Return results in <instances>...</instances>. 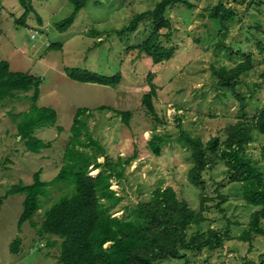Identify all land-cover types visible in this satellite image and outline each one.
I'll list each match as a JSON object with an SVG mask.
<instances>
[{"label":"rangeland","instance_id":"1","mask_svg":"<svg viewBox=\"0 0 264 264\" xmlns=\"http://www.w3.org/2000/svg\"><path fill=\"white\" fill-rule=\"evenodd\" d=\"M159 1L89 0L74 24L60 31L57 25L74 12L69 0H32L35 12L24 24L17 23L24 14L20 1L0 0V62H8L13 72L41 78L36 106L52 108L58 117L56 126L35 132L52 147L33 154L17 136L12 116L23 115L34 106V91L0 99V264H59L61 241L52 246L56 237L40 234L30 221L20 226L25 195L9 191L20 183L31 185L38 171L45 182L57 177L64 166L72 137L70 130L80 109L88 111L80 117L85 129L81 141L89 145L91 137L103 148L105 157L93 147H78L81 153L99 157V163H104L106 157L114 161L135 157L126 167L123 180H112L111 189L123 199L113 211L115 217H123L127 209L149 201L158 188L172 187L180 200L188 202L195 211L200 208V194L215 199L209 202L214 206L221 202L218 196L222 193L229 197L222 206L226 213L212 209L201 229L223 231L229 227L232 239L215 251L188 252L191 264H264V237L256 236L250 242L240 240L255 209L243 201L239 187L229 182L225 165L217 162L208 170L204 175L206 188L200 191L189 181L191 152L176 140L179 124L205 143L226 137L227 129L241 115L240 103L232 91L218 87L212 71L233 68L244 62L247 55L252 58L253 69L241 78L237 89L249 99L248 116L253 117L264 108V51L258 48L260 42L264 43V0L243 5L235 0H190L192 9L182 5L169 9L166 16L171 29L162 31V41L165 47L175 49V55L172 60L155 65L151 57L133 48L147 39L151 22H145L133 34L120 35L117 31L137 14L154 9ZM219 4L237 12L236 21L226 31L210 18V10ZM34 32L40 34L32 40ZM50 44H59L60 50L48 49ZM68 68L107 77L120 74L122 82L117 87L80 83L68 76ZM150 74L158 88L154 106L159 120L143 106V97L150 91ZM114 110L132 112L130 126ZM57 127L63 131L59 132ZM155 134L172 139L162 148L161 156L154 155L148 146ZM254 135L248 155L264 172V136ZM99 172L93 166L90 168L91 176ZM69 194L67 185L50 187L33 221L40 225L50 207ZM15 242L18 249L13 252Z\"/></svg>","mask_w":264,"mask_h":264},{"label":"trees","instance_id":"2","mask_svg":"<svg viewBox=\"0 0 264 264\" xmlns=\"http://www.w3.org/2000/svg\"><path fill=\"white\" fill-rule=\"evenodd\" d=\"M19 1L24 14L17 23L24 24L35 9L32 0ZM88 1L69 0L74 12L57 25L58 29L68 30ZM235 2L240 5L259 4L257 0ZM177 5L193 8L190 0H160L154 9L137 14L129 24L117 32L120 35L133 34L142 24L151 22L152 28L147 39L133 48L151 57L155 65L168 62L174 58L175 49L164 46L162 31L171 29V21L166 15L169 9ZM210 18L218 21L226 31L227 26L236 21L237 12L233 7L219 4L210 10ZM52 48L60 50V45L50 44L48 49ZM258 48L264 51V43L260 42ZM252 69V58L247 55L244 62L233 68L220 67L212 71L218 87L232 91L240 103L241 115L238 121L227 129L224 139L215 137L205 143L201 138L192 137L185 132L180 124V134L176 139L191 152L193 167L189 172V181L196 188L205 190L204 175L217 162H221L226 167L225 174L229 182L239 187L243 201L255 209L249 226L240 238L243 242H250L256 236L264 237V172L248 155L250 146L255 142L254 133L264 136V108L255 116H248L246 108L249 99L237 89L242 84L241 78ZM67 74L72 80L80 83L117 87L122 82L120 74L107 77L73 68H68ZM153 79V74H150V91L143 97V106L151 116L159 120L154 106L158 88ZM41 83V78L13 72L8 62H0L1 100L15 98L17 93L34 91L31 99L34 106L23 115L12 116L17 125V136L24 142L28 152L33 154H39L42 150L52 147V143L38 138L35 132L40 128L56 126L58 120L56 110L36 106ZM87 112V109H80L76 114L70 130L72 137L67 144L64 166L57 177L51 182H45L41 179V171H38L34 174V182L31 185L20 183L9 191V194L25 195L20 226L30 221L40 234L56 237L52 246L61 241L59 264H170L177 261L191 264L188 252L201 254L204 251H215L223 248L225 242L232 239L229 227L223 231L211 228L205 232L201 229V226L208 222L207 215L212 209H217L221 214L226 213L222 206L228 203L229 197L222 193L218 196L221 202L214 206H210L209 202H215V199L207 197L204 193L200 194V208L195 211L190 208L188 202L180 200L172 187L158 188L152 192L149 201L127 209L123 217H115L113 211L123 199L111 189V183L114 179L123 180L126 167L135 157H119L116 161L106 157L104 163H99V157L81 153L78 147H93L102 153L101 157H105L104 150L97 141L91 137L88 138L89 145L81 141L82 131L85 129L80 117ZM114 112L121 117L125 125L130 126L132 112ZM57 130L62 132L63 128L57 127ZM171 141L170 137L155 134L148 146L154 155L161 156L162 148ZM92 166L100 170L95 177L90 175ZM59 184L67 185L70 194L57 200L46 212L43 222L38 225L33 219L42 209L43 199L48 197L50 187ZM223 186L224 183L221 188ZM195 227L198 229L193 231ZM17 249L18 243L15 242L12 244V251Z\"/></svg>","mask_w":264,"mask_h":264},{"label":"built area","instance_id":"3","mask_svg":"<svg viewBox=\"0 0 264 264\" xmlns=\"http://www.w3.org/2000/svg\"><path fill=\"white\" fill-rule=\"evenodd\" d=\"M39 34V32H34V34L31 35V39L35 40Z\"/></svg>","mask_w":264,"mask_h":264}]
</instances>
